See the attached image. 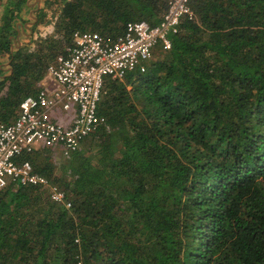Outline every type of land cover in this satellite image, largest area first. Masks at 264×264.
Segmentation results:
<instances>
[{
	"label": "trees",
	"instance_id": "obj_1",
	"mask_svg": "<svg viewBox=\"0 0 264 264\" xmlns=\"http://www.w3.org/2000/svg\"><path fill=\"white\" fill-rule=\"evenodd\" d=\"M2 1L3 122L67 53L73 31L114 36L128 21L154 25L167 5L60 0L62 44L53 50L45 39L27 52L13 51L11 36L28 0ZM191 5L194 17L169 48L157 45L144 72L106 80L95 149L72 153L59 174L47 148L24 154L71 207L38 186L1 189L0 264H264V0Z\"/></svg>",
	"mask_w": 264,
	"mask_h": 264
},
{
	"label": "built area",
	"instance_id": "obj_2",
	"mask_svg": "<svg viewBox=\"0 0 264 264\" xmlns=\"http://www.w3.org/2000/svg\"><path fill=\"white\" fill-rule=\"evenodd\" d=\"M194 0H167L158 23H125L121 33L75 30L65 55L47 66L41 86L27 95L10 122L0 120V190L9 184L46 189L51 201L71 207L65 192L36 172L24 154L40 148L68 159L103 125L99 106L107 79L123 81L144 72L158 44L170 47L169 36L181 21L192 19Z\"/></svg>",
	"mask_w": 264,
	"mask_h": 264
},
{
	"label": "rangeland",
	"instance_id": "obj_3",
	"mask_svg": "<svg viewBox=\"0 0 264 264\" xmlns=\"http://www.w3.org/2000/svg\"><path fill=\"white\" fill-rule=\"evenodd\" d=\"M6 1L7 0H3L2 3H5ZM59 3L60 0H52V4L48 6L49 4L46 5L45 0H28V4L23 7L22 10L24 19L14 23L15 30L11 36L13 51H15L18 47L27 52L35 51L38 48L40 41L45 39L49 41L53 40L51 44V49L53 50L62 44H60V37L55 32V23L57 20L56 10L58 5H60ZM38 19L40 22L35 24ZM104 34L108 33L105 32ZM64 49L66 50L67 48H63V50ZM162 50L163 49H161L160 46H156L153 50L152 58H154L156 54L162 53ZM0 61L2 63L0 66L3 68L2 75H8L10 68L8 58L6 56L2 57L0 58ZM37 85L39 84L37 83ZM90 148L95 149L96 144L88 141L87 143L82 144L79 150H86ZM49 158V163L54 166L56 173L59 174L65 168L70 157L65 159L59 154H50Z\"/></svg>",
	"mask_w": 264,
	"mask_h": 264
},
{
	"label": "crops",
	"instance_id": "obj_4",
	"mask_svg": "<svg viewBox=\"0 0 264 264\" xmlns=\"http://www.w3.org/2000/svg\"><path fill=\"white\" fill-rule=\"evenodd\" d=\"M41 80H43V79H41ZM39 84L41 85V81L39 82ZM51 154H52V155H55V154H54V153H52V152H51Z\"/></svg>",
	"mask_w": 264,
	"mask_h": 264
}]
</instances>
